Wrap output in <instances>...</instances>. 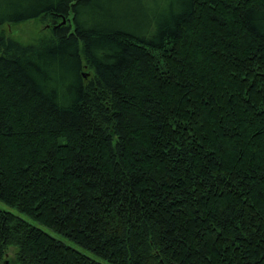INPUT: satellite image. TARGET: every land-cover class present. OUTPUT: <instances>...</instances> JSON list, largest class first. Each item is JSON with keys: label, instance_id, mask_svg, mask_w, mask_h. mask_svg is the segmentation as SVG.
Segmentation results:
<instances>
[{"label": "trees", "instance_id": "trees-1", "mask_svg": "<svg viewBox=\"0 0 264 264\" xmlns=\"http://www.w3.org/2000/svg\"><path fill=\"white\" fill-rule=\"evenodd\" d=\"M38 19L0 35V202L107 264H264V0H0ZM10 247L101 264L0 209Z\"/></svg>", "mask_w": 264, "mask_h": 264}, {"label": "rangeland", "instance_id": "rangeland-1", "mask_svg": "<svg viewBox=\"0 0 264 264\" xmlns=\"http://www.w3.org/2000/svg\"><path fill=\"white\" fill-rule=\"evenodd\" d=\"M51 23L50 21H43L42 19L32 20L21 24H3L0 26V35L6 39H11L15 42L21 43L23 45H29L36 43L42 38H48L51 35ZM0 209L6 212H10L23 220L27 221L31 225L43 230L49 234L54 239L64 243L65 245L77 250L78 252L86 255L87 257L101 263L107 264L105 261L97 258L89 250L82 248L75 244L73 241L69 240L65 236L58 234L44 226H41L37 222L31 220L27 216L19 213L16 209L8 207L7 205L0 202ZM15 252L14 247H10L7 251L5 261L2 264H15Z\"/></svg>", "mask_w": 264, "mask_h": 264}, {"label": "water", "instance_id": "water-1", "mask_svg": "<svg viewBox=\"0 0 264 264\" xmlns=\"http://www.w3.org/2000/svg\"><path fill=\"white\" fill-rule=\"evenodd\" d=\"M62 24H65V20H63Z\"/></svg>", "mask_w": 264, "mask_h": 264}]
</instances>
